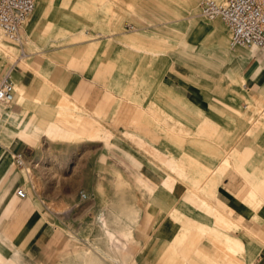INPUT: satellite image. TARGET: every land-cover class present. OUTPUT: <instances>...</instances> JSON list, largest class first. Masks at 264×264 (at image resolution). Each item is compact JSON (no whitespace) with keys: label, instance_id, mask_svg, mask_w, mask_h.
<instances>
[{"label":"crops","instance_id":"crops-1","mask_svg":"<svg viewBox=\"0 0 264 264\" xmlns=\"http://www.w3.org/2000/svg\"><path fill=\"white\" fill-rule=\"evenodd\" d=\"M34 1L11 71L16 91L0 108V264H75L84 249L124 264L96 235L112 205L137 212L134 263L264 264V50H230L223 23L201 17L198 3L174 18L162 6L172 0ZM9 61L0 57V70ZM59 98L58 115L73 104L71 115L98 132L52 141L50 161L32 156L50 142L30 132L44 135ZM16 152L69 181L68 192L40 195L91 197L84 227L76 205L32 199Z\"/></svg>","mask_w":264,"mask_h":264},{"label":"built area","instance_id":"built-area-1","mask_svg":"<svg viewBox=\"0 0 264 264\" xmlns=\"http://www.w3.org/2000/svg\"><path fill=\"white\" fill-rule=\"evenodd\" d=\"M34 0H0V39H5L18 46L23 55L20 29L34 9ZM199 15L204 19L219 20L227 30V46L236 48H259L264 50V0H200ZM9 64L0 75V106L13 99V83ZM14 164L24 168L23 155H12ZM15 194L24 197L25 192L17 188Z\"/></svg>","mask_w":264,"mask_h":264},{"label":"rangeland","instance_id":"rangeland-1","mask_svg":"<svg viewBox=\"0 0 264 264\" xmlns=\"http://www.w3.org/2000/svg\"><path fill=\"white\" fill-rule=\"evenodd\" d=\"M200 0H172V3H166L162 4V6L166 7H172L173 17H182L186 13H194L195 12V6ZM202 17V16H201ZM0 42L5 45V49L0 50V57H9L11 61L9 63H6L2 66L0 70V75L2 71L9 65V64H15V60L17 59L16 54L18 53V57L20 56L19 50L17 48V45L14 43H11L5 39H0ZM19 93V92H18ZM62 96V95H61ZM60 96V98H61ZM60 98L57 101V118L55 121L51 122L50 127L47 129L46 132H44L43 136L40 137V131H34L30 132V136L32 139L36 140H46L50 142V145L48 147H37L34 149V153H32V156L35 155V157H49L46 159H51L53 157V154L56 150L58 152L59 148H54L52 146L53 143H51L54 140H70L75 138H83V135L85 134V130H88V132L93 135V137L96 136V133L98 132V127L96 125H93L92 123L85 124V121L83 119H79L78 117H74L69 112L77 110V107H74L73 104H67L63 107L62 114L58 115L59 110V104H60ZM21 102V100L19 101ZM6 106H0V108H3ZM260 109H256V112ZM36 109L34 107H30L28 109V112L36 113ZM27 112V111H26ZM30 116V115H29ZM261 118H264V110L261 112ZM32 120L36 121V117L30 116V122ZM72 120V121H71ZM81 120V122H80ZM40 123V118L38 119ZM37 121V122H38ZM36 122V123H37ZM60 123L63 125L64 130L63 131H56L54 132L55 127H62L60 126ZM73 126V127H70ZM77 126V127H76ZM87 128V129H86ZM51 129V131H50ZM62 134V135H61ZM61 135V136H60ZM40 145V144H39ZM226 159L223 160V163ZM50 161V160H49ZM24 168H27V172L24 173L25 180H26V186L29 187V189L32 190V199L37 203H46L48 206H50L51 209H63L65 206L67 207L69 204L76 205V216L78 221V227H84L85 220L87 218V213L84 212V206L89 204L90 196H85L83 193H73L72 194H66V195H40L44 189L51 188L53 185L57 187H63L64 190L68 192L69 188V181L67 180H59L54 179V177H59L60 173H58V170L54 168L52 163L48 165V168L43 167L42 164L35 165L33 162L26 164L24 163ZM33 188H30V187ZM43 188V190H42ZM62 188V189H63ZM66 188V189H65ZM61 205L60 208L53 207V205ZM60 216L63 218L65 215H68V212H59ZM103 219V217H102ZM217 223L220 225H224L225 227H228V224H223L221 221L217 219ZM201 227V226H200ZM197 226V230L201 233L205 232V229L203 227L200 228ZM100 230V228H99ZM194 230V229H192ZM197 231V233H199ZM99 232V231H98ZM195 232V231H194ZM195 233H190V235H194ZM97 235V234H96ZM226 242V241H225ZM81 250V249H80Z\"/></svg>","mask_w":264,"mask_h":264},{"label":"bare ground","instance_id":"bare-ground-1","mask_svg":"<svg viewBox=\"0 0 264 264\" xmlns=\"http://www.w3.org/2000/svg\"><path fill=\"white\" fill-rule=\"evenodd\" d=\"M4 47L5 45L0 42V50H3ZM12 83L15 92L16 87L13 80ZM111 208L112 210H110L107 213V215L103 218L104 227L102 229L100 228L99 232L97 233V236L103 234L107 238L109 242V247H108L109 251H119L120 253L122 252L124 253V256L120 254V256L122 255L123 258L125 257L121 262H123L124 264H137L134 263V260L132 259L128 260L129 256H132L131 248L134 246L135 242L137 243L136 239L133 237L132 234V228L135 224L134 220L137 218L136 217L137 212L131 210L129 212L121 211L119 213L115 205H112ZM119 214H121V217H119ZM223 238L229 244L230 248L234 246V242L232 239H230L227 236H223ZM94 246H95V250L100 254L102 252L100 245L98 244ZM136 246H138V243L136 244ZM106 251L107 250L104 251V256L106 255ZM164 256L165 255L163 254V257ZM162 258L160 256L159 259L163 261ZM75 264H105V263L98 257V255L95 252L91 251L90 249H84L82 251L77 252ZM141 264H148V262L147 260L142 259Z\"/></svg>","mask_w":264,"mask_h":264}]
</instances>
